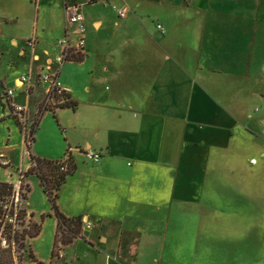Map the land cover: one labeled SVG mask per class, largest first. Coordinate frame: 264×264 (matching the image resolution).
I'll return each mask as SVG.
<instances>
[{"label": "crops", "instance_id": "0c3cea01", "mask_svg": "<svg viewBox=\"0 0 264 264\" xmlns=\"http://www.w3.org/2000/svg\"><path fill=\"white\" fill-rule=\"evenodd\" d=\"M9 1L10 23L21 18L19 7L44 3ZM63 1L54 45L42 44L35 30L11 41L27 65L23 75L56 69L65 6L85 14L84 58L59 71L75 109L39 116L40 126L44 114L56 113L76 165L58 193L59 210L87 226L62 246L65 264L70 257L77 264H234L244 256L240 230L246 238L264 230V114L254 113L264 104V0ZM114 4L128 5L125 18ZM31 97L18 99L40 111ZM1 150L9 161L13 148ZM25 150L23 139L21 160ZM32 153L65 156L37 152L35 137ZM248 241L254 252L243 264L264 261L256 249L263 241Z\"/></svg>", "mask_w": 264, "mask_h": 264}, {"label": "rangeland", "instance_id": "374dc122", "mask_svg": "<svg viewBox=\"0 0 264 264\" xmlns=\"http://www.w3.org/2000/svg\"><path fill=\"white\" fill-rule=\"evenodd\" d=\"M43 1L44 3H40L39 10L38 7L37 9H34L32 6H28V4L26 6L19 7L18 9L21 13V18L16 22L10 23L11 17L9 16L11 15L12 1L0 0V51L3 52V57L0 59V77L4 78V76L7 75V78L14 80L15 77L20 76L27 70V65L21 58L19 49L13 47L11 41L12 34L18 36V38H20V43H22L23 39H21V36L31 34L35 30L34 34L40 38L42 44L51 42L53 43L52 45H54V36L59 35L61 31L60 25L62 24V20L64 21L65 19L64 14H62L63 5H61L62 3H64V1ZM39 2H41V0H39ZM118 8H128V5H123L122 7L116 5V7H113V9ZM4 14L8 15L5 16L7 22L3 20L2 15ZM34 15L38 16V18L39 16L41 17V19H39L38 27L36 24H31V19ZM37 30L38 34L36 32ZM256 71L257 77L261 74V72H263V70L260 68H258V70ZM254 85L257 89L260 88L259 82L254 83ZM2 105L3 104L0 102V147L5 149L13 148L10 155L6 156V158H9V161L12 166V168H9L8 170L11 173H14L13 171H16L21 165V145L23 144L24 139L23 132L18 122L14 118L8 116L9 111L7 110V108H3ZM254 113L255 115H257L258 113L264 114V104L263 106L258 104L256 106V109L254 110ZM53 114L54 113L52 112H47L43 115L39 129H37L36 134L34 136L36 138V148L37 152H41L45 155H51L53 157H56V155H58V151L61 150V154L59 155L63 156L65 150L67 149L68 143L62 131L64 129L62 123L60 122L59 118H57L58 123L60 125L59 126L57 121L54 119ZM2 153L4 152L2 151ZM28 163L29 160L24 161L23 168H26ZM2 180L7 181L5 168H0V181ZM29 182L30 185L27 182V186H29L30 191L26 193L25 197V200H27V202L24 200L21 204V206L23 207L22 209L26 212V215L23 220L17 223L14 227L16 231H18L19 237L21 236V234H24L25 231L33 230V224L40 225L41 232L40 235L36 238L34 237L30 239L29 236H27V239H25V250L22 251V253L20 254L18 251L16 252L21 256V261H19L16 257L17 262L18 264H34L32 259H30L28 256L29 250L32 249L34 252L35 259L38 263L65 264L64 259L61 257V254L59 258H55L54 260L51 259L54 247V240H56V227L58 224L57 218L55 217L52 210V203L46 195L45 190L40 186V183L36 176L30 177ZM261 187L262 190H264L263 182L261 184ZM261 201H263V198L261 199ZM262 207L263 205L261 204V214L259 215L260 222L264 220V218H261L262 214L264 213V209ZM28 212L33 214V217H30L28 215ZM84 228H87L85 223L83 225V232ZM4 231L5 230L3 229V225L1 224L0 240L2 246L3 240L7 238L6 234H4ZM240 231H242L243 235L241 244L239 245L240 254L241 256L244 255L243 257H245V259L242 257L240 260L234 261V264H243L251 259L250 253L254 252L252 246L254 242L250 243L251 241L248 240H250L251 238L253 240L254 235L256 236V238H258V240L263 241L261 243H264V230H251L247 238L244 235L246 233V230L243 229ZM2 234L4 235V237ZM209 235L211 237V240L217 239V234L211 233ZM12 244L14 243L12 242ZM256 249L258 250L259 254L264 250V247L259 243L256 246ZM221 261L222 260L220 259V264ZM206 263L217 264L218 262L216 263L214 261L207 260ZM254 263L264 264V261H254ZM66 264H77V262L72 261L70 257V259H67Z\"/></svg>", "mask_w": 264, "mask_h": 264}, {"label": "built area", "instance_id": "2783aa9c", "mask_svg": "<svg viewBox=\"0 0 264 264\" xmlns=\"http://www.w3.org/2000/svg\"><path fill=\"white\" fill-rule=\"evenodd\" d=\"M121 18L127 16L126 8L117 9ZM66 12V34L57 41V45L63 48L60 55L57 56L55 62L59 67L54 69L52 64H48L46 69L41 73L37 74H22L20 75L13 84H8L7 80L0 77V99L5 105V109L9 111L8 116L14 118L22 128L24 147L23 160H21L20 167L11 173L8 169L11 166L9 161L4 159L5 154L0 151V168L6 169L7 182L13 187V192L6 201L3 202V218L2 225L3 229L7 225H11L13 229L17 223L22 221V206L21 204L25 200V195L28 192L27 189V172L32 163V145L33 135L31 133L32 120H31V109L27 103H22L18 97L28 99L31 97V92L34 90L37 84L42 86L44 89V96L41 101V112L39 116L45 111L54 110L65 106L68 102L67 89L63 86L62 80L59 75L60 68L65 62L72 58V55L78 54L84 51L85 36H86V25H85V14L83 13L81 6L78 5H67L65 6ZM74 28L76 32V39H72L70 28ZM158 29L163 30L161 24L157 25ZM38 118L40 119V117ZM86 156L95 161L101 162L102 154L97 151H87ZM29 160V169L25 170L22 163ZM1 164L5 167H1ZM66 170V167H62ZM90 225V224H89ZM4 247H7V242L4 239L2 242Z\"/></svg>", "mask_w": 264, "mask_h": 264}, {"label": "trees", "instance_id": "16d2710c", "mask_svg": "<svg viewBox=\"0 0 264 264\" xmlns=\"http://www.w3.org/2000/svg\"><path fill=\"white\" fill-rule=\"evenodd\" d=\"M83 58V52H79L78 54L72 55V58H70V60L82 61ZM31 96V99H33V105H36V109L39 110V108L41 107L40 101L43 98V91L39 84H37L34 90L31 92ZM0 102L2 103L1 99ZM2 106L3 108H5L4 104ZM64 107H70L71 109H75V105L70 102H67L65 106H62L61 108ZM36 111L34 113H31V133L33 135V140L35 130L39 127L40 119L38 118V116L41 110L38 112ZM55 114L56 113L54 112V116ZM32 158L33 166L30 167V169L28 170L27 176H36L40 183V186L45 190L46 195L51 201L53 213L58 220L56 228V240H54V247L51 256V259L54 260L55 258H59L63 245H70L73 241H75V239L83 235V217L78 216L74 218H67L66 215L60 212V208L58 206V193L60 192L61 186L64 182H66L68 177H71L75 173L76 165L69 149L66 150L65 156L58 160L37 158V156H35L34 154H32ZM64 166L66 167V170H63L62 167ZM1 167L5 166L1 164ZM27 189L29 192V186H27ZM12 192L13 187L10 184L5 181H0V230L3 218V202L11 196ZM25 215L26 212L22 210V218H24ZM4 230V234H6L7 237L5 238L7 242V247H3L1 245L0 240V264H18L16 257L19 261H21V256L19 254L25 250V239H27V236H29V238L38 237L41 232V226L33 224V230L25 231V233L21 234L20 237L18 236V231H16V229H13L11 225L5 226ZM12 242L14 244H12ZM17 251L19 252V254L16 253ZM28 256L30 259H32L34 264H41L38 263L35 259L34 252L32 249L29 250Z\"/></svg>", "mask_w": 264, "mask_h": 264}, {"label": "water", "instance_id": "95a60500", "mask_svg": "<svg viewBox=\"0 0 264 264\" xmlns=\"http://www.w3.org/2000/svg\"><path fill=\"white\" fill-rule=\"evenodd\" d=\"M2 151V150H1Z\"/></svg>", "mask_w": 264, "mask_h": 264}]
</instances>
